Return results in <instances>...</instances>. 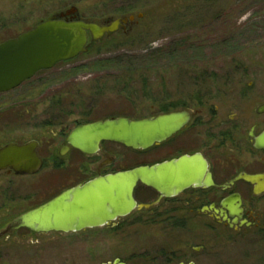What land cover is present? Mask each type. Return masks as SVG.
Returning <instances> with one entry per match:
<instances>
[{
  "label": "rangeland",
  "instance_id": "374dc122",
  "mask_svg": "<svg viewBox=\"0 0 264 264\" xmlns=\"http://www.w3.org/2000/svg\"><path fill=\"white\" fill-rule=\"evenodd\" d=\"M72 7L84 18L114 16L128 8V13L142 15L146 28L133 42L80 55L0 94V144L51 137L49 129L41 134L23 127L17 114L50 118L71 112L74 119L84 108L92 109L90 119H98L117 113L122 104L126 117L139 119L167 103H192L203 91L215 104L225 96L224 83L233 79L230 75H243L240 80L257 87L264 83V0H0V44ZM233 66L259 69L241 74ZM11 117L16 119L6 120ZM118 152L123 168L158 157L150 150L139 153L124 147ZM81 163L0 182V232L20 214L72 184ZM136 217L122 220L123 227L117 230L35 235L21 229L0 234V264H109L116 259L137 264V255L154 253L159 242L187 240L192 246L209 247L216 240L214 231L198 222L183 232L157 227L137 232ZM223 243L219 264H264L262 251L247 244ZM197 259L198 264H213Z\"/></svg>",
  "mask_w": 264,
  "mask_h": 264
},
{
  "label": "flooded vegetation",
  "instance_id": "af4514ba",
  "mask_svg": "<svg viewBox=\"0 0 264 264\" xmlns=\"http://www.w3.org/2000/svg\"><path fill=\"white\" fill-rule=\"evenodd\" d=\"M74 8L76 12L66 18L68 21L90 24L98 30L104 29L100 37H93L90 32H87V51L80 55L96 54L105 47H120L127 41L133 42L146 28L142 22V15L130 14L126 10L128 8H123L122 12L114 16L108 15L101 18L81 17L78 13L79 9ZM118 67L125 69L122 66ZM126 68L130 69V67ZM250 68L259 69L253 66H233L234 72L241 74ZM46 71L48 70L40 72ZM242 76L230 75L233 79L224 83L225 96L215 99V104L210 103L207 94L203 91V93L200 92L202 96L193 99L192 103L183 100L167 103L165 107L159 108V111L139 118H156L181 112L189 114L187 123L164 142L148 150L137 151L139 153L153 151L155 155H158L157 158L155 157L150 163L137 162L136 166L128 168L119 167L122 158L118 150L124 148L120 144L102 141L99 143L98 150L88 155L68 142L70 134L81 126L97 121L129 118L121 111L122 104H119L117 113L98 119H90L92 109L84 108L80 109V112L75 115L78 118L74 119H72L74 114L71 112L59 113L50 118H36L35 115L28 113L17 114L16 116L20 117L17 120L23 121V127L40 131L41 134L49 129L51 137L42 141L39 140V136L21 138L0 144L1 149L8 144L22 146L35 143V153L42 162L41 168L35 175L20 176L11 169L1 170L0 182L9 183L13 179L33 178L44 168H69L70 165L81 160L82 163L75 172L74 182L36 205L38 207L63 191L97 177L141 166H152L181 156L198 155L206 163L208 175L206 183L209 185L196 189L189 188L175 197L167 198L138 183L133 191L137 209L103 228L106 230L122 228V220L137 214V232L150 231L155 227L161 231L183 232L188 231L189 227L197 222L203 228L214 231L213 236L216 240L212 246L206 247L202 244L192 246L187 240L159 242L155 245L154 253L137 255V264H198L197 258L200 257L210 260L213 264H219L223 241L247 244L254 250L262 251L261 254L264 255V110H262L264 83L259 87L257 83H244L240 80ZM201 85H205V82ZM15 119L11 117L6 120L14 121ZM129 119L138 120L137 118ZM116 166L118 168H115ZM3 231L0 232L1 235ZM116 260L109 264H113ZM119 263L123 262L119 261Z\"/></svg>",
  "mask_w": 264,
  "mask_h": 264
},
{
  "label": "water",
  "instance_id": "95a60500",
  "mask_svg": "<svg viewBox=\"0 0 264 264\" xmlns=\"http://www.w3.org/2000/svg\"><path fill=\"white\" fill-rule=\"evenodd\" d=\"M75 12L72 7L54 13L29 31L0 44V94L15 90L40 71L86 53L87 32L100 37L104 29L68 21L66 18ZM188 119L189 114L181 112L138 120L97 121L75 129L68 142L88 155L94 154L102 141L114 142L133 151H144L164 142ZM34 145L8 144L2 147L0 171L11 169L16 175H35L42 162ZM207 180L206 163L198 155L181 156L152 166L97 177L21 214L2 234L21 229L36 235L70 234L103 228L137 209L133 191L138 183L170 198L183 190L209 185ZM113 264L123 263L116 260Z\"/></svg>",
  "mask_w": 264,
  "mask_h": 264
}]
</instances>
